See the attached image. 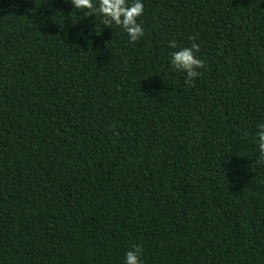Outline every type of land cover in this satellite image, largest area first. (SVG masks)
Wrapping results in <instances>:
<instances>
[{"label":"trees","instance_id":"trees-1","mask_svg":"<svg viewBox=\"0 0 264 264\" xmlns=\"http://www.w3.org/2000/svg\"><path fill=\"white\" fill-rule=\"evenodd\" d=\"M142 2L0 0V264H264V0Z\"/></svg>","mask_w":264,"mask_h":264},{"label":"clouds","instance_id":"clouds-1","mask_svg":"<svg viewBox=\"0 0 264 264\" xmlns=\"http://www.w3.org/2000/svg\"><path fill=\"white\" fill-rule=\"evenodd\" d=\"M76 9H85L90 12H97L102 17L104 25H115L123 30L129 42H135L144 35L138 18L143 13L142 0H71ZM167 46L173 51L170 53L169 65L174 71L185 74L186 83L191 84L194 78L200 75L198 69L204 66L201 59L197 58L199 51L197 44L192 43L191 47H178L175 40L167 42ZM258 131L257 146L259 160L264 163V123L257 125ZM123 264H142V253L138 246H133L124 254Z\"/></svg>","mask_w":264,"mask_h":264}]
</instances>
